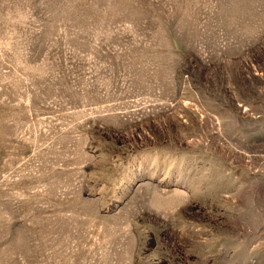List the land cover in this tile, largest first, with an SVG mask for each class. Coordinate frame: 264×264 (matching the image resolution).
I'll use <instances>...</instances> for the list:
<instances>
[{
  "label": "rangeland",
  "instance_id": "obj_1",
  "mask_svg": "<svg viewBox=\"0 0 264 264\" xmlns=\"http://www.w3.org/2000/svg\"><path fill=\"white\" fill-rule=\"evenodd\" d=\"M0 264H264V0H0Z\"/></svg>",
  "mask_w": 264,
  "mask_h": 264
}]
</instances>
